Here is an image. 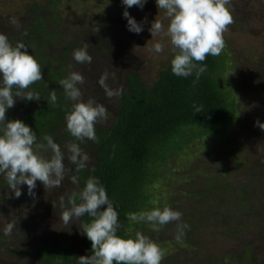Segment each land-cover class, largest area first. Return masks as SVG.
Returning <instances> with one entry per match:
<instances>
[{
    "label": "trees",
    "instance_id": "obj_1",
    "mask_svg": "<svg viewBox=\"0 0 264 264\" xmlns=\"http://www.w3.org/2000/svg\"><path fill=\"white\" fill-rule=\"evenodd\" d=\"M10 1L0 0V33L13 45L23 42L28 46V54L41 65L43 80L28 89L38 92L41 99L15 98L6 118L30 126L38 143L46 144L43 135H51L64 152L67 171L59 188L45 189L37 181L35 198L27 194V185L21 186L22 195L16 198L0 174V264H77L78 257L90 256L91 241L79 228L90 217L73 218L63 227L48 225L53 212L61 214L60 196L65 197L67 206V198L81 190L89 176L104 186L118 211L121 228L117 234L134 238L140 231L148 236L164 252L161 264H264V150L258 157L253 151L252 158L244 157L233 178L231 170L227 172L221 163L190 168L198 170L196 176L191 173L186 177L181 171L180 184L169 187L164 198L162 195V204L154 205L155 188L163 179L162 168L194 141L217 138L237 122L246 129L251 123L252 132H259L264 141V130L256 126L257 120L264 123V96L261 94L252 112L243 111L239 91L225 76L227 63L232 61L230 52L224 48L219 56L209 55L203 62L207 71L195 86V74L185 78L172 73V55L154 76L147 78L129 64L130 56L119 53V40L107 32L105 25L101 26L103 17L97 19V25L80 15L68 17L65 12L72 9V0H14L18 7L8 4ZM259 9L263 11L264 4ZM13 17L19 27L10 23ZM86 44L92 62L77 63L72 53ZM256 64L263 90L264 59ZM70 71L84 77V84L78 85L84 100L93 99L108 113L106 120L95 125L98 142L76 141L90 158L80 172L67 158L66 144L74 138L66 129L65 114L72 102L58 83ZM105 72L109 74V87L121 90L119 96L107 97L99 85ZM53 89L57 94L55 105L48 103ZM193 104L202 106V111L195 112ZM41 154L51 155L43 150ZM72 176L78 178V184L72 183ZM165 205L180 211L181 222L189 225L182 242L174 238L176 222L156 232L150 223L126 219L129 212ZM9 223L14 228L6 236L4 229Z\"/></svg>",
    "mask_w": 264,
    "mask_h": 264
},
{
    "label": "clouds",
    "instance_id": "obj_2",
    "mask_svg": "<svg viewBox=\"0 0 264 264\" xmlns=\"http://www.w3.org/2000/svg\"><path fill=\"white\" fill-rule=\"evenodd\" d=\"M146 2L147 0H122L125 6L123 17L127 19L130 32H142L143 23H138L127 8L137 6L143 9ZM230 4L231 0H156L158 9L164 10L168 24L165 28L162 20L155 18L148 30L152 37L163 34L169 39L173 56L171 71L174 75L187 78L195 74V86L207 71V66L203 64L206 58L222 53L226 43L224 33L234 23L228 7ZM10 23L19 27V21L15 17L10 19ZM23 34L26 36L27 31ZM164 47L162 42H155L151 50L161 53ZM72 55L77 63L92 62L87 44L75 49ZM108 76L107 72L103 73L99 78V85L107 97L119 96L121 90H113L107 84ZM41 80V65L33 55L28 54V46L23 42L13 45L5 34L0 33V174L5 176L16 198L22 195V185H27V194L35 198L37 181L45 189L61 187L67 171L64 152L51 135H43L42 139L46 144L38 143L36 132L30 126L22 120L6 118L7 110L15 105V98L28 101L41 99L38 92L28 91L31 85ZM84 82L83 75L77 71H70L58 82L65 97L72 102L71 107L66 109L65 121L66 129L74 140L69 141L66 148L69 153L68 161L76 166V172L85 169L90 159L76 141L88 139L98 142L95 125L108 118L104 105L91 98L84 100L78 87ZM56 102L57 94L53 89L48 103L55 105ZM193 107L195 112L202 111V106L193 104ZM256 126L264 130V123L259 120L256 121ZM42 150L49 151L51 155H42ZM71 180L78 184L76 176H72ZM59 200L62 210L59 217L65 226L73 218L80 220L85 215L90 217L79 228L91 241L92 254L78 257L77 264H161L164 252L148 236L140 231L135 232L134 238H122L117 234L121 228L118 211L96 177L89 176L85 186L67 198V206L64 196H60ZM181 217L180 211L167 205L126 214L127 220L150 223L152 230L156 232L163 226L176 222L174 238L177 242H182L185 229L189 228L188 224L181 222ZM13 228L14 225L9 223L4 229V235H11Z\"/></svg>",
    "mask_w": 264,
    "mask_h": 264
},
{
    "label": "rangeland",
    "instance_id": "obj_3",
    "mask_svg": "<svg viewBox=\"0 0 264 264\" xmlns=\"http://www.w3.org/2000/svg\"><path fill=\"white\" fill-rule=\"evenodd\" d=\"M15 1L19 2V0ZM15 1L11 0L8 4L16 6ZM263 4L264 0H231L228 7L234 18V23L224 33L225 48L230 52L228 57L232 60L227 63L225 76L233 81L232 88L237 93L239 91L243 111L248 110L249 112L257 107L258 98L264 96V88L261 89L256 73V63L264 59V17H262L264 9L263 11L259 9ZM70 5L73 10L65 12L68 17L80 15L88 20L93 19L96 21V25L97 19L99 21L103 17L101 26L105 25L107 32H112V35H115L114 39L119 40L116 45L119 53L130 56L129 64L141 70L147 78L154 76L172 55L169 39L163 34L152 37L148 30L155 18L162 20L165 28L168 24L164 10L158 9L156 0H147L143 9L137 6L127 8L129 14L138 23H143V31L139 34L128 30L127 19L123 17L125 6L122 4V0H72ZM255 9L260 12L257 14ZM122 40L125 42L122 43ZM155 42H162L165 45L163 52L156 53L151 50V46ZM240 123L237 122L232 130L217 138L196 140L183 154L172 156L161 170L164 181L161 180L159 186L155 188L156 202L154 205L162 204V195L164 198L169 187L173 188L180 184L178 181L181 182L179 180L180 176L182 178V174L179 173L181 171L185 173L186 177L191 173L196 176L198 170H190V168L199 166L200 169L206 165L212 167L221 163L227 172L231 170L230 176L233 178L235 169L242 167L244 157L252 158L251 151L254 152L255 157H258L264 150L261 134L256 130L252 132L253 125L251 127V123L247 129ZM254 132L256 134H251ZM237 160L241 163H236ZM172 167L175 168L172 169ZM232 173L234 174L232 175ZM195 179L197 180V178ZM164 184L169 186H163ZM45 208L47 209V207ZM53 213L54 217H49L48 225L51 228L63 227L60 214Z\"/></svg>",
    "mask_w": 264,
    "mask_h": 264
}]
</instances>
